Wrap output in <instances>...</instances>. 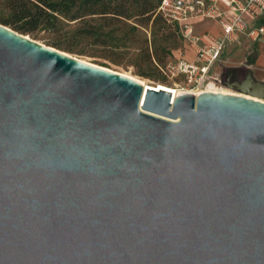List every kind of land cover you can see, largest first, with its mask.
<instances>
[{
    "label": "water",
    "instance_id": "obj_1",
    "mask_svg": "<svg viewBox=\"0 0 264 264\" xmlns=\"http://www.w3.org/2000/svg\"><path fill=\"white\" fill-rule=\"evenodd\" d=\"M241 69L174 97L0 24V264H264V81Z\"/></svg>",
    "mask_w": 264,
    "mask_h": 264
},
{
    "label": "rangeland",
    "instance_id": "obj_2",
    "mask_svg": "<svg viewBox=\"0 0 264 264\" xmlns=\"http://www.w3.org/2000/svg\"><path fill=\"white\" fill-rule=\"evenodd\" d=\"M9 1L0 0L1 25L11 16ZM143 1L156 4L158 0H111L113 10L116 11L117 7H120L130 15L128 19L115 15L103 18L97 14L89 15L83 8L73 9L67 15L59 14L57 21L51 25L43 24L33 34L26 36L91 65L129 76L138 83L151 87H170L171 83L164 77L161 68L168 62L184 56L186 47L182 39L169 34L170 29L163 23L137 15ZM75 15H78L79 19H74ZM6 27L11 29L10 26ZM65 49H70L71 52ZM243 54L245 53L242 51L241 59ZM254 68L256 69H251L254 77L262 81L263 69ZM217 69L215 66L214 70ZM241 70L243 72L244 68ZM202 90L234 93L216 83H209Z\"/></svg>",
    "mask_w": 264,
    "mask_h": 264
},
{
    "label": "built area",
    "instance_id": "obj_3",
    "mask_svg": "<svg viewBox=\"0 0 264 264\" xmlns=\"http://www.w3.org/2000/svg\"><path fill=\"white\" fill-rule=\"evenodd\" d=\"M172 28H177L183 43L194 52V60L182 57L168 62L161 72L180 94L203 92L209 83L219 84L221 56L228 45L239 44L243 35L249 42L264 41V0H161L156 11ZM215 20L221 36H196L192 23ZM248 68L246 64H243ZM264 102V101H263Z\"/></svg>",
    "mask_w": 264,
    "mask_h": 264
},
{
    "label": "trees",
    "instance_id": "obj_4",
    "mask_svg": "<svg viewBox=\"0 0 264 264\" xmlns=\"http://www.w3.org/2000/svg\"><path fill=\"white\" fill-rule=\"evenodd\" d=\"M160 1L158 0L156 4L143 1L139 6L140 10L137 15L140 17L146 16L147 20L163 23L167 29H170V35L181 39L177 28H171L156 12ZM110 2L111 0H10L8 4L11 16L3 21V25L10 26L13 31L26 36L33 34L43 24L51 25L57 21L59 14L67 15L73 9L83 8L89 15L97 14L103 18L107 15H115L124 19L130 17L120 7H117L114 11ZM73 18L79 19V16L75 15ZM65 51L71 52L70 49H65Z\"/></svg>",
    "mask_w": 264,
    "mask_h": 264
},
{
    "label": "crops",
    "instance_id": "obj_5",
    "mask_svg": "<svg viewBox=\"0 0 264 264\" xmlns=\"http://www.w3.org/2000/svg\"><path fill=\"white\" fill-rule=\"evenodd\" d=\"M259 24L264 26V16L259 21ZM192 30L194 35L196 36H204L209 34L213 37L221 36V29L218 23L215 20L211 19H202L198 21H194L192 23ZM239 44L228 45L224 48L221 60L222 64L217 69L220 71V67L232 66L239 67L241 69V65L246 64L250 69H256L264 71V41H258L255 43L249 42L243 35L239 37ZM184 47H186L185 54L182 56L183 59L187 61L194 60V52L192 48L184 43ZM245 54L242 55L241 52ZM264 81V78L261 79Z\"/></svg>",
    "mask_w": 264,
    "mask_h": 264
},
{
    "label": "bare ground",
    "instance_id": "obj_6",
    "mask_svg": "<svg viewBox=\"0 0 264 264\" xmlns=\"http://www.w3.org/2000/svg\"><path fill=\"white\" fill-rule=\"evenodd\" d=\"M123 76H126V75H123ZM126 77H129V76H126ZM136 80V79H135ZM141 83V82H140ZM142 84V83H141ZM144 87L146 88H152V89H157V90H163V91H167L171 94H173V96H177L179 95V92H177L176 90H174L173 88L169 87V86H166V85H158V86H155V87H151L149 85H146V84H142ZM204 92V91H203ZM203 92H197V93H194L195 96L199 95L200 93H203ZM219 93H222V92H219ZM224 94H228V93H224ZM240 96H243V95H240ZM243 97H246V98H249V99H254L257 101V98H252L250 96H243Z\"/></svg>",
    "mask_w": 264,
    "mask_h": 264
}]
</instances>
